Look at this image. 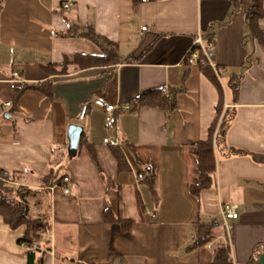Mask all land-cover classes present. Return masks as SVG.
<instances>
[{
	"label": "crops",
	"instance_id": "obj_1",
	"mask_svg": "<svg viewBox=\"0 0 264 264\" xmlns=\"http://www.w3.org/2000/svg\"><path fill=\"white\" fill-rule=\"evenodd\" d=\"M68 1L74 5L63 9ZM241 1L236 9L230 0H0V171L20 174L23 185L37 190L28 197L32 217L50 213L47 234L54 238L34 245L42 264H211L223 237L188 250L199 208L190 187L198 180L196 143L208 135L219 92L201 67L184 58L199 32L214 39L216 61L226 69L219 78L225 107L235 109L227 142L264 153V47L247 23L254 0ZM88 25L116 44L120 63L70 65L68 73L49 76L40 64L102 54L79 36ZM68 29L77 35H64ZM240 72L235 97L229 80ZM48 79L53 98L27 89L15 105V87ZM152 89L175 99L170 114L133 107ZM99 95L131 105L117 112L131 171H119L112 145L104 142L115 134L106 126V112L92 102ZM72 125L82 127L73 156ZM216 160L214 184L200 194L201 221L232 224L231 232L225 229L234 264H264V164L250 154L217 152ZM50 166L71 178L69 193L63 182L43 188L40 176ZM109 188H122L123 213L136 219L128 232L104 221ZM137 194L146 209L142 216ZM226 205L237 206L236 219H225ZM24 231L11 229L0 216V264H27L28 248L18 242Z\"/></svg>",
	"mask_w": 264,
	"mask_h": 264
},
{
	"label": "trees",
	"instance_id": "obj_2",
	"mask_svg": "<svg viewBox=\"0 0 264 264\" xmlns=\"http://www.w3.org/2000/svg\"><path fill=\"white\" fill-rule=\"evenodd\" d=\"M236 9H241V0H230ZM264 20V0H254L247 10V23L256 39L257 43L264 47V26L261 21ZM75 36L72 29H68L64 34ZM97 44L101 55H67L62 63L49 62L40 64L42 69L49 75L68 73L69 66L74 65L77 69L90 68L95 66H111L120 63V58L116 50V44L105 36L99 35L93 26L88 25L86 31L79 34ZM205 75L215 85L219 92V102L216 106L217 114L209 127L208 135L196 143V155L198 161V180L190 187L191 194L199 203L197 219L193 222L194 239L188 250L199 249L210 242H213L218 236H222L214 246L211 264H234L231 247L228 243L225 225L217 221H201L200 217V194L203 190L211 188L215 181L217 172L216 153L220 152L225 156H236L250 154L258 163L264 164V153H253L248 150L234 148L227 142V134L235 118V109L231 106L225 107L223 86L210 67L202 68ZM243 75L242 72L233 74L229 80L235 97L238 96ZM27 89H35L43 92L50 98H53L52 81L23 84L15 87V105H17L21 96ZM136 109L143 108H162L171 113L176 108V101L168 98L159 89H152L142 93L133 102ZM90 145V144H89ZM90 147H92L90 145ZM113 153L118 161L120 172L131 171L127 157L121 145H112ZM91 152L94 155L93 150ZM0 216L5 223L13 230L21 227L25 228L24 234L18 239L19 244L25 243L27 246V264H42L44 256H37L34 245L41 242V232H48L51 229L50 213L42 217H32L30 215V205L28 197L37 193L34 188H29L21 183L20 174L0 171ZM60 167L50 166L47 171L40 176L43 188H50L59 185L64 180ZM151 189L156 192L153 178L147 179ZM108 195L110 203L104 210V221L106 223H117L121 226L123 232L130 231L136 219L125 216L123 213L124 195L122 188H109ZM137 212L142 216L146 209L139 194L136 196ZM114 261V260H113ZM79 264H90L80 262Z\"/></svg>",
	"mask_w": 264,
	"mask_h": 264
},
{
	"label": "built area",
	"instance_id": "obj_3",
	"mask_svg": "<svg viewBox=\"0 0 264 264\" xmlns=\"http://www.w3.org/2000/svg\"><path fill=\"white\" fill-rule=\"evenodd\" d=\"M146 1V0H141ZM74 3L72 1H68L63 4V9H69L72 7ZM144 30L146 27L143 28ZM216 44L213 38H205L204 35L199 32L197 36L195 37L192 46L187 50L184 60L187 61L190 65H196L201 68L203 67H210L216 76L218 78H221L224 73L226 72V69L222 66H220L216 61ZM18 73H15V76H17ZM92 102L102 108L106 114V126L107 128L115 134L114 138H105L104 142L109 145H120V128L118 124V117L117 112L119 111H129L131 109V105L129 104H111L109 103L106 98L102 95L96 96ZM6 106H10V103H7ZM87 105L83 107V111L81 112V117L83 118L85 116ZM6 173V172H5ZM1 175V173H0ZM144 178L143 174L138 175V179L142 180ZM71 178L69 176H65L63 180V191L64 193H69ZM222 213L226 220H233L238 217L237 212V206L236 205H226L223 206ZM225 227L228 232H231L233 229V226L231 223H226ZM40 236L42 239L44 238H54L53 232H50L47 234V232H41ZM23 246L27 247L25 243H21Z\"/></svg>",
	"mask_w": 264,
	"mask_h": 264
},
{
	"label": "water",
	"instance_id": "obj_4",
	"mask_svg": "<svg viewBox=\"0 0 264 264\" xmlns=\"http://www.w3.org/2000/svg\"><path fill=\"white\" fill-rule=\"evenodd\" d=\"M82 133V127L78 125H72L69 128V138H70V154L73 156L76 154L77 148L80 143V137Z\"/></svg>",
	"mask_w": 264,
	"mask_h": 264
},
{
	"label": "rangeland",
	"instance_id": "obj_5",
	"mask_svg": "<svg viewBox=\"0 0 264 264\" xmlns=\"http://www.w3.org/2000/svg\"><path fill=\"white\" fill-rule=\"evenodd\" d=\"M112 134H113V132H112ZM31 215H32V216H34L35 214H34V213H32Z\"/></svg>",
	"mask_w": 264,
	"mask_h": 264
}]
</instances>
